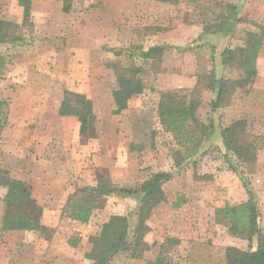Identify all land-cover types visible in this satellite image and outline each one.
<instances>
[{
	"label": "crops",
	"instance_id": "1",
	"mask_svg": "<svg viewBox=\"0 0 264 264\" xmlns=\"http://www.w3.org/2000/svg\"><path fill=\"white\" fill-rule=\"evenodd\" d=\"M16 1H13L15 14H9L7 19H3L21 24L22 8ZM35 1H31V17L34 23H36L34 19L37 13L36 5H38V2ZM223 1L242 4L237 17L240 19L238 23L242 22L244 27L252 22L264 27V0ZM100 2L97 7L92 6L85 14L76 13L73 15L71 8L67 13L62 11V1L60 0L58 8L67 17L58 19L57 15L55 17H51V14L46 16V24L43 27H47L46 33L49 40L46 45H43L39 34L35 35L34 45L30 46L27 52L32 56L33 64H23L19 72L15 65H9L6 68L7 80L2 89V96L5 97L4 99L0 98L4 101L0 114L2 125L0 128V170H4L9 179L28 183L31 187V198L42 208L43 212L61 213L68 197L75 192V189L96 186L101 179L125 188L137 186L142 180L139 178L140 170L146 166V156L143 155L148 150L155 149L157 153L156 164L158 167L154 164L152 169L160 170L168 163L167 145L164 147L160 140L161 136L158 135L163 133L171 141L174 139L163 128H160L161 131H157L156 134L152 133V129L155 128L151 125L153 116H155L153 106L156 107V105L151 102L150 92L187 94L186 102L193 99L198 103L196 117L202 124H206V120L211 119L215 113L212 112L210 106L215 94L208 87V81L206 87L205 84L201 85V78H205V75L201 74V66H198V61L195 60L197 56L205 54L208 71L213 69L215 75L221 76L223 73L220 61L221 52L212 51L211 53L214 41L218 43L217 40L221 36L203 34L201 23L185 21L187 2L179 1L177 4L155 0H104ZM47 11V13H51L49 10ZM123 16L129 19L137 18V20L134 23L129 21L124 23ZM101 21L106 22V31L101 29V26L97 27ZM81 24H90L93 29L97 30L89 37L91 39L90 46H85L90 51L95 49V41H97V46L102 45L103 40L107 45H110L106 52L107 64L99 65L96 60L91 67H85L86 78L79 83L80 91L91 99L95 115L93 126L95 135L89 139H82L80 136V123L76 116L59 113V107L64 99V89L71 88L78 91V40L82 42L85 39L83 34L78 35L77 27ZM130 24L132 26H129ZM35 26L36 29L40 28L38 24ZM55 28L61 35H55V31L53 32ZM246 30H248V26ZM70 31L73 36H69ZM97 32L100 33V37ZM143 38L145 40L142 42L150 41L149 46L168 44L181 47L184 51L181 55H175L170 69L160 66L156 71L157 69L152 63L148 64L147 69L154 72L151 73L153 77L150 86L147 84L142 93L130 97L125 109L116 111L112 90L108 89L109 85L111 88L115 81L112 66L113 64L144 66L138 51H132L131 48V51L125 49L132 44L133 39ZM221 38L227 39V37ZM263 46L264 40L261 49ZM198 51L199 55L195 56ZM27 55H24L23 58ZM28 58L30 59V56ZM44 59L49 61V64L40 65ZM40 66L47 67V69L42 70ZM42 71L48 72V75L45 76L49 79L43 77ZM148 88L149 92L146 91ZM157 102L158 100H156ZM201 106H204L205 112L200 116ZM206 134L211 136L213 127ZM175 145L178 146V144ZM175 145L171 144L170 147ZM211 147L213 145L209 139H205L200 145L198 154ZM163 149L166 150L164 154ZM192 158L189 166L191 168L195 165L199 166L200 162H196L197 159L194 156ZM185 170L189 172L190 169L184 167V164L183 166H172V169L168 170L172 172V178L161 188L166 200L151 209L150 221L147 224L151 228H158L157 223L152 226V221H161L159 212L164 207L163 205H167L168 202L172 207V203L177 198H181L183 201L177 209H174L175 213L172 214V218L163 221L168 220L171 226L178 227L180 223L185 225L186 221L183 216L185 213H191L193 222L197 221L192 227L190 238L177 234L171 239L176 244V250L181 251L180 254L189 256L196 254L193 253L194 245H197L195 241L202 231L205 232L212 228V232H214L217 229L214 212L225 203L223 204L220 200L215 201L214 206H208L210 201L212 203L210 193L216 189L215 186L218 185L221 178L209 180L206 186L202 184L204 181L189 179L185 186L179 179V175H183ZM6 191L7 187L0 184V227L7 210L10 209L5 200ZM205 204L208 206L206 210L210 209L206 214L207 221L203 219ZM136 209L137 202L131 197L106 196L104 206L95 209L86 223L61 217V220L57 221L48 243L43 249L41 248V251L38 248V241L24 242L25 240L16 239L17 236H24L29 232L36 236L39 234L38 232L0 229V264H72L71 258L65 261L63 252H69V255L78 252V264H87L88 259L85 257V253L89 252L91 248L88 242L89 236L98 235L102 223L107 221L110 215L128 216L129 212H133L132 217H129V222L131 227H134ZM131 219L133 222L130 221ZM40 223L46 227V222L41 221ZM204 223H206L205 226ZM75 228L78 229V232L74 230ZM75 235L78 237L77 248L68 244L70 236ZM209 237H212L213 243L217 242L213 233ZM60 238L63 241L58 243ZM191 238L193 241L189 243ZM2 240L8 242L12 240L14 243L7 247L2 245ZM159 245L161 246L162 242ZM227 246L229 245H224L217 254L218 262L223 264H226L224 249ZM143 252L140 257L142 260L156 258L147 257L148 251ZM211 253L212 251H209L208 255ZM210 262L214 264V254L212 257H208L206 264H210ZM188 264H197V262L191 260Z\"/></svg>",
	"mask_w": 264,
	"mask_h": 264
},
{
	"label": "trees",
	"instance_id": "2",
	"mask_svg": "<svg viewBox=\"0 0 264 264\" xmlns=\"http://www.w3.org/2000/svg\"><path fill=\"white\" fill-rule=\"evenodd\" d=\"M32 0H17L22 8V23L18 24L10 20L0 18V45H22L26 42L24 35H21L22 27L31 28L33 26L31 17ZM62 11L68 12L71 8L72 0H61ZM158 2L177 4L180 0H155ZM197 2V0H188ZM215 6L220 8L212 22L201 21L203 34H220L226 36L232 31L233 26L240 21L237 17L238 11L242 7L241 3H222L214 1ZM256 30H247L243 45L226 47L220 53L221 64L224 67L236 68L240 74L235 78L217 76L211 71L205 77L208 87L215 94L210 106L212 112L231 104V95L237 90L247 94L250 84L256 76L254 58L258 54L264 39V27L256 22H252ZM210 38V37H209ZM173 46L168 44L152 45L138 50L144 66H123L113 64L115 86L112 96L115 103V110L121 111L126 108L130 97L140 94L147 87V82L154 73L147 69L146 61L160 60L163 54ZM157 62V61H156ZM5 58L0 53V76L5 71ZM158 71L159 67H154ZM155 71V72H156ZM64 99L59 107L61 115H73L80 123L79 133L82 139H89L95 135V115L91 99L81 91L65 88ZM4 101L0 100V114ZM198 103L191 99L186 102L178 94L173 92H161L157 104L160 125L164 130L170 132L177 144L184 145L185 141H190L186 152L198 154L200 145L208 138L206 132L211 129V125L202 124L196 117ZM1 122V120H0ZM245 120L236 119L219 127L221 142L224 147V161L228 164L240 179L243 174L232 162L231 156L240 165L252 164L256 160V145L248 139L245 130ZM0 123V128H1ZM199 129V130H197ZM212 131V130H211ZM204 151V150H203ZM204 152L201 153V156ZM146 167L148 175L133 188H125L107 180H99L96 186H85L75 189L61 210L60 216L66 217L80 223H86L90 219L95 209L104 206L106 196L117 198H134L137 201L135 212L136 223L131 227L129 215H110L107 221L103 222L98 235H90L88 242L91 245L90 251L85 253L88 259L87 264H107L119 252L130 248L131 256L140 258L148 245L143 241L144 233L149 230L145 223L151 209L158 203L165 201L166 196L162 185L172 178V172L166 170H152ZM0 184L7 187L5 200L9 204V210L2 220L1 230H28L42 232L49 240L50 235L45 233L46 228L41 225L39 216L42 208L31 198V187L28 183L7 178V173L0 170ZM245 186V185H244ZM248 198L236 204H225L215 211V222L223 225L228 233L233 236L247 238L251 242L255 237V246L247 249H240L235 246H227L224 250L226 264H264V232L259 224L260 211L251 191L247 190ZM182 199L178 198L172 203L173 208H177ZM78 238L70 236L68 244L75 246ZM145 264H164L159 255L154 260H146Z\"/></svg>",
	"mask_w": 264,
	"mask_h": 264
},
{
	"label": "rangeland",
	"instance_id": "3",
	"mask_svg": "<svg viewBox=\"0 0 264 264\" xmlns=\"http://www.w3.org/2000/svg\"><path fill=\"white\" fill-rule=\"evenodd\" d=\"M14 0H0V18H6L9 16V14L14 15ZM36 0L35 2H38L37 6V13L35 14V20L36 23H34L33 19V26L31 28L28 27H22L20 29L21 35H24L26 42L22 45H14V46H8V45H0V53L4 55L5 58V72L2 76H0V98L4 99L5 96H2V89L7 80L6 77V68L10 66H17V72H19L20 67L23 64L29 63L28 65L33 64L32 63V56L27 53L30 49L29 47L34 45V37L35 35L40 36V41L43 43V45H46L47 41L49 40L48 34L46 33V28L43 27L44 24H46V16L58 17V19H62V17L65 16L64 13L61 12L58 8V2L60 0ZM104 1V0H100ZM99 0H72V13L75 15L76 13H83L85 14L90 10V8L97 7L98 3H101ZM181 2H187L186 4V14H185V21L188 23H200L201 21L205 22H212L215 18V15L217 12L220 11V8L215 6L214 1L215 0H197V2H188V0H180ZM222 3H225L223 0H219ZM44 2V3H43ZM13 4V5H12ZM49 10L51 13H47ZM120 15H122L120 13ZM5 19V20H6ZM137 20V18L129 19L125 16L122 17V21L126 23L127 21L134 23ZM186 22V23H187ZM238 23V22H237ZM235 24L232 28L231 32H228L226 36H222L220 34H217L221 37H227V39L221 38L216 43L214 41V45L211 48V53L219 51L221 52L226 47H234L236 45H243V40L246 38L245 32L247 31L246 28L248 26V30H256V27L253 24L245 25L241 23ZM35 24H38L40 28L36 29ZM74 24V23H73ZM260 25V24H259ZM90 24H81L77 27L78 35L83 34L84 38L82 42L78 40V91H80V84L82 82V79L84 80L86 78V74L84 71H86L85 67H91V65H94L93 63L98 62L99 65L107 64V57L106 52L107 47L110 45H107L105 43V40H103V44L100 46H97V41H95V49H88L87 45L90 46L91 39L89 38L91 35L96 33L97 30L93 29ZM103 30H107V24L106 22L101 21L99 23V26ZM129 26H132L131 24ZM55 31V35L59 36L58 30L55 28L53 32ZM98 33V32H97ZM54 35V36H55ZM100 37V33H98ZM69 36H73L72 32H69ZM105 37V35H104ZM143 39H133L132 44L128 45L125 49L128 51H138L142 48H147L149 46L150 41H144ZM264 40V39H263ZM93 44V43H92ZM174 48L168 49L161 59L158 61H147L148 64L152 63L154 67H167V69H170L172 67V61L175 59V55L182 54V51H184L181 47L173 46ZM198 48V47H197ZM122 51V48H120ZM124 51V49H123ZM219 52V53H220ZM28 54V55H27ZM199 55V51L196 52V55ZM24 55H27L25 58H23ZM30 56V59L28 58ZM98 57V58H97ZM214 58V56H212ZM207 58L205 54L203 56H197L196 62L198 66H201L202 75H208V69H207V61H205ZM46 59L42 60L40 65L49 64V61H45ZM254 60V66L257 71V75L254 77L253 82L250 84V89L247 94L242 93V90L237 89L230 97L231 99V106H227L225 109H219L215 111V113L212 115L211 119L206 120V124H209L213 127V134L211 136H208V139L210 143L213 145L211 148H207L206 150L202 151L204 152L201 156L200 152L199 154H188L186 152V148L191 145L190 141H185L184 145L176 146L177 141L173 137V141L168 139L165 134L162 133L160 140L164 147L167 145V150L169 151L167 153L169 157V161L166 165L162 167L160 170H171L172 166H183L187 167V169H190L189 172L184 171L183 175H179V179L183 183V185H187L189 179L196 180V181H204L202 184L206 186V183H208L209 180H215L220 179L221 181L218 183L216 189H214L210 194L212 196V203L210 201L208 206H214L215 201H222L223 204H236L242 201H245L248 198L247 190L251 191L252 198L255 200L257 207L260 211V219L259 224L264 232V46L263 48L259 50ZM51 63V62H50ZM163 63V65H162ZM144 64V63H143ZM148 64H145L148 66ZM222 65V64H221ZM104 66V65H103ZM42 70H46L47 67L43 68L40 66ZM223 67V73L221 76H225L228 78H235L240 74V70H237L236 68H228ZM211 71H214L213 69ZM211 71L209 73H211ZM43 77L46 79H49V77L45 76L48 75L47 71H42ZM36 74H41L39 72H35ZM17 75V74H16ZM17 77V76H15ZM34 77V76H33ZM153 75L150 76L147 82L148 86H150V81L152 79ZM31 81L32 79L29 78ZM41 79V78H37ZM43 79V78H42ZM113 79V78H112ZM45 80V79H43ZM110 80V79H109ZM115 80V79H114ZM201 85L206 87L207 78H201ZM87 82V81H86ZM114 85L109 90H113L115 86V81H113ZM11 87H14L11 85ZM108 87V86H107ZM71 89V88H70ZM149 92V88L146 90ZM153 92V91H152ZM150 92L151 96V102L154 103L155 106H153V111L155 112V116H153V123L151 124L155 128L152 129V133L156 134L160 130V128H163L162 125H160V118L158 116L157 111V104L156 100L159 101L160 94L158 92ZM178 96L180 98H184L185 101H187V94L179 92ZM155 99V100H153ZM204 106H201V114H204L205 110L203 109ZM209 115V114H208ZM206 118V117H205ZM236 119H244L245 120V130L247 132V137L249 140H251L257 147L256 149V160L252 164L247 165H239L235 160L234 156H231L233 164L239 168V170L242 172L243 177L240 179L238 175L229 168L228 164L224 161L223 153H224V147L221 142V137L219 133V127L227 125V123H230L233 120ZM159 128V129H158ZM222 128V127H221ZM164 130V128H163ZM199 130V129H197ZM158 131V132H157ZM166 133L168 131L165 130ZM170 133V132H169ZM171 134V133H170ZM172 135V134H171ZM173 136V135H172ZM154 137V136H153ZM152 137V139H153ZM175 141V142H174ZM169 144V145H168ZM171 144H174L175 146L170 147ZM155 151V153H154ZM166 152L165 149H163V154ZM156 150H148L144 153L143 156H146V166L143 167V169L140 170L139 178L143 180V178L148 173L147 171H144L146 167L148 166H154L156 164ZM194 156L196 162L199 166H193L191 168L189 165L191 164L192 157ZM185 162V163H183ZM194 162V163H196ZM149 164V165H148ZM189 166V167H188ZM192 166V165H191ZM158 167V166H157ZM152 170H159V169H152ZM148 175V174H147ZM0 177H2V174L0 172ZM141 180V181H142ZM140 181V182H141ZM139 184V183H138ZM245 185V186H244ZM171 192V190L169 189ZM210 191V190H208ZM134 200V198H132ZM178 199V198H177ZM137 202V201H136ZM204 202H206L204 200ZM224 204V205H225ZM223 205V206H224ZM164 207L159 212L161 221H152L153 225L157 223L159 225L158 228H151L149 227V230H147L143 235V241L148 245L146 253V256L149 258H155L159 255L163 259L164 264H188L191 262V260H194V262L197 264H206L208 257H212V255H215V262L214 264H223L222 262H218V250L222 249L224 245H231L235 246L237 248H240L242 250L247 249L249 246L254 247L255 246V237L252 238L251 242H248L247 238L239 237V236H233L230 235L227 231V229L221 225L216 223L217 229L212 232L211 229H207V231H202L200 235L197 236L196 244L194 245L195 255H189L184 256L183 254H180V250H176V244L175 242H172L171 239L174 238L177 234H181L183 237L190 238L192 227L194 224H196L197 221L193 222L192 216L188 213L183 214L184 219L186 221V224L183 225L180 223V225L177 226H171L168 222V220L163 221L164 219H171L172 214L175 213L174 209L170 206V204L167 202V205H163ZM206 204L204 206V217L203 219L206 220L207 217V207ZM216 208V207H215ZM216 211V210H215ZM187 212V211H186ZM189 212V211H188ZM129 217L131 218L133 215V212H129ZM210 214V213H209ZM150 215L151 211L148 215V217L145 220V223L147 224L150 221ZM61 220V216L59 212H43L39 216V221L46 222V232L47 234L51 235L54 227L57 224V221ZM214 220H215V212H214ZM131 222L132 219L130 220ZM207 221V220H206ZM205 221V222H206ZM204 226L206 223L203 224ZM147 226H149L147 224ZM70 230V229H69ZM76 232H78V229H74ZM208 232V233H207ZM36 236L31 235L32 233H26V235L17 236L16 239L25 240L24 242H32V241H38V248L41 251V248L45 247V245L48 243L49 240L46 239V235H44L42 232H38ZM214 234V237L217 239L216 243H213L212 237H209ZM40 237H39V236ZM74 238H78L73 236ZM218 237V238H217ZM209 240V242H207ZM62 238L58 239V243L62 242ZM189 243L193 241V239H189ZM162 242V245L159 244ZM2 245L7 246L10 244H13L14 242L2 240ZM88 244V243H87ZM78 240L76 242L75 248H77ZM10 247V246H9ZM130 248L128 250L119 252L116 256L112 258V262H108L107 264H145V259L135 258L131 256V253L129 252ZM72 251V250H70ZM212 251L211 255H208V252ZM67 253L65 254V258L67 261L69 258H71L72 264H78V252H74L71 255ZM144 253V252H143ZM61 254V258H62ZM204 262V263H203ZM213 262H210L212 264ZM68 264V263H66Z\"/></svg>",
	"mask_w": 264,
	"mask_h": 264
}]
</instances>
